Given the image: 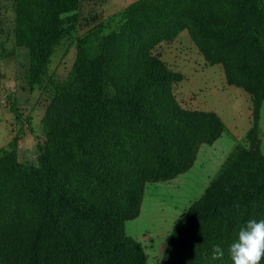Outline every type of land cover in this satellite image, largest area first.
Wrapping results in <instances>:
<instances>
[{
  "label": "trees",
  "instance_id": "1",
  "mask_svg": "<svg viewBox=\"0 0 264 264\" xmlns=\"http://www.w3.org/2000/svg\"><path fill=\"white\" fill-rule=\"evenodd\" d=\"M15 1L30 83L42 84L64 32L62 15L79 0ZM127 13L120 32L129 36L126 45L96 56L79 52L88 83L75 97L77 116L98 128L88 183L65 173L51 147L41 148L38 165L20 162L15 148L0 149V264H150L142 242L126 232V222L141 213L146 183L188 171L201 145L226 129L217 112L180 105L172 84L181 73L152 52L184 28L207 60L223 63L229 84L250 92L253 125L249 145L234 146L201 197L175 220L160 264H232L233 233L252 217L264 219L263 0H142ZM214 245L224 249L223 258L213 260Z\"/></svg>",
  "mask_w": 264,
  "mask_h": 264
},
{
  "label": "rangeland",
  "instance_id": "2",
  "mask_svg": "<svg viewBox=\"0 0 264 264\" xmlns=\"http://www.w3.org/2000/svg\"><path fill=\"white\" fill-rule=\"evenodd\" d=\"M139 1L79 0L75 11L62 15L64 32L48 61L44 82L32 86L31 56L18 43L16 1L0 0V149L15 148L20 162L38 165L41 148L51 147L65 173L88 183L85 169L98 128L83 124L77 116L75 97L86 91L88 83L78 66L80 48L96 56L108 47L115 50L126 45L129 36L120 32L127 23V10ZM152 52L181 73L172 91L183 108L213 110L226 125L214 143L202 144L188 171L170 180L146 183L140 215L126 222V232L142 242L149 263L160 264L175 220L201 197L234 146L249 145L253 101L243 86L228 83L222 62L205 58L189 28L160 41ZM259 124L264 152V101Z\"/></svg>",
  "mask_w": 264,
  "mask_h": 264
},
{
  "label": "clouds",
  "instance_id": "3",
  "mask_svg": "<svg viewBox=\"0 0 264 264\" xmlns=\"http://www.w3.org/2000/svg\"><path fill=\"white\" fill-rule=\"evenodd\" d=\"M228 252L232 264H261L264 260V219H249L241 225ZM223 256L224 249L220 245H214L213 260H219Z\"/></svg>",
  "mask_w": 264,
  "mask_h": 264
},
{
  "label": "crops",
  "instance_id": "4",
  "mask_svg": "<svg viewBox=\"0 0 264 264\" xmlns=\"http://www.w3.org/2000/svg\"><path fill=\"white\" fill-rule=\"evenodd\" d=\"M202 146V145H201ZM200 151V150H199ZM199 153V152H198ZM197 159V158H196Z\"/></svg>",
  "mask_w": 264,
  "mask_h": 264
}]
</instances>
